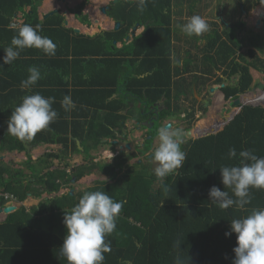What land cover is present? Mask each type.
Instances as JSON below:
<instances>
[{
  "label": "trees",
  "instance_id": "1",
  "mask_svg": "<svg viewBox=\"0 0 264 264\" xmlns=\"http://www.w3.org/2000/svg\"><path fill=\"white\" fill-rule=\"evenodd\" d=\"M42 1L0 0V58L24 24L34 29L39 25V34L50 38L57 46L55 55L51 56L36 48H25L10 65H4L0 60V104L9 105L8 111L7 108L4 110L6 113H0V138L6 132L11 149L24 151L21 140L7 133V121L22 98L32 95L20 87L21 81L29 75V67L36 66L41 78L30 90L43 86L47 97H55L52 108L58 115L26 144L31 147L58 144L62 151L45 153L35 164L28 158L18 168L11 163L4 168L0 163V195L10 194L18 202H23L28 197L56 195L71 184L72 179L78 181L95 174L106 181L78 192L70 189L61 196L42 200L28 211L21 207L8 215L0 224V264H68L59 249L67 231L64 215L85 192L92 191H102L114 201L125 202L116 219L115 230L105 237V242H110L111 251L104 253L103 264H127L129 261L131 264H176L177 257L184 264H232L236 235L232 233L226 237L225 232L230 231L233 219L244 218L253 209L264 208V190L250 188V204L228 209L212 204L209 190L216 186L231 195L230 189H224L219 168L239 164L240 151L251 150L258 157H264V109L245 106L264 105V88L230 109L227 119L218 125H210L203 135L197 137L215 133L233 117L215 135L180 144L186 159L180 168L165 178L154 175L155 164L128 163L137 158V154L149 153L162 122L168 119L192 122L193 110L180 119L182 110L178 102L181 92L177 87L181 84L173 81L175 74L189 75L187 86L192 87L197 86V79L205 85L208 79L204 77L225 68L228 71V74L224 71L225 75L240 77L238 88L227 86L221 89L225 101L236 99L238 94L251 93L250 69L264 74V59L252 50L238 54L242 48L233 32L245 28V24L236 20L230 24L232 28L222 33L214 29L203 50L213 56H204L202 76L198 78L187 69L176 73L172 64L169 27L173 0H146L143 11L138 10V0H119L111 4L106 13L120 24L119 29L93 37L64 28V17L59 13L39 21L37 10ZM253 3L259 4L258 0H237L241 12L249 11ZM84 6L85 2L71 13L79 23L89 25L88 18L82 14ZM19 13L23 22L17 26L15 20ZM135 22L144 26V31L126 44L125 39ZM114 43H122L121 48ZM65 96H70L75 103V107L68 111L61 106ZM184 98L188 100L189 96ZM161 100L165 108L151 127H144L146 138L142 150L137 154L120 153L112 162L93 161L91 151L109 144V140L125 138L124 125L131 118L148 123L153 116L151 108H156ZM222 103L219 95L214 105ZM132 104L142 108L134 118V110L130 109ZM230 148L236 149L237 157L228 158ZM70 154L84 155L87 163L73 168L69 166V172L64 168L50 170L53 160L60 162ZM39 167L46 172L42 174ZM0 205H3L1 198Z\"/></svg>",
  "mask_w": 264,
  "mask_h": 264
},
{
  "label": "clouds",
  "instance_id": "2",
  "mask_svg": "<svg viewBox=\"0 0 264 264\" xmlns=\"http://www.w3.org/2000/svg\"><path fill=\"white\" fill-rule=\"evenodd\" d=\"M258 2L264 6V0ZM145 7L146 0H138V10L143 11ZM178 27L188 36H200L208 31L209 25L201 16L193 15ZM39 29V25L35 29L29 24L21 26L12 37L10 46L3 50L5 55L0 58L2 63L12 64L25 48H36L46 55H55L56 44L50 38L41 36ZM28 72V77L21 81L22 89H30L41 78V72L36 66L29 67ZM54 102L55 97H44L39 93L24 96L7 121V133L21 141L32 140L57 118L58 114L52 108ZM61 106L68 111L75 107V103L70 96H65ZM187 134L190 135L189 130ZM185 136V131L180 127L162 124L158 129V146L152 153V160L157 165L154 168L157 178L163 179L183 165L186 155L180 144L184 142ZM227 155L229 159L237 157L236 149L230 148ZM239 158V164L219 168L224 189H230L231 195L229 191H222L216 186L209 190L210 202L221 209L231 206L243 208L251 203L250 188L264 190V157H258L251 150H242L239 152ZM4 195L12 196L0 195L3 202L0 209L14 206L12 202L15 203V197L12 196V201H6ZM124 203L114 201L102 191L85 192L71 211L65 212L63 223L67 231L59 249L68 264H103L104 253L111 251L110 242H105V237L115 230L116 219ZM232 233H235L237 241L233 248L235 255L232 264H264V208L253 209L246 217L233 219L230 222V231L225 232V236L228 237ZM176 264L184 262L177 257Z\"/></svg>",
  "mask_w": 264,
  "mask_h": 264
},
{
  "label": "crops",
  "instance_id": "3",
  "mask_svg": "<svg viewBox=\"0 0 264 264\" xmlns=\"http://www.w3.org/2000/svg\"><path fill=\"white\" fill-rule=\"evenodd\" d=\"M113 1L114 0H43L41 5L39 6V8L37 10L38 20L44 21L46 18H48V17H50L56 13H59L60 15H62L64 17V22H67V26H65L63 24L64 28H68V29H72V30L77 29V30H79L80 35H84L87 37H93V36L100 34V33H103V32L115 31L114 30L115 22L113 21V19L109 18L106 15L107 10L109 9L110 5L117 3L119 0H116V2H113ZM127 1L132 2L133 0H127ZM84 2H85V6L83 7L82 14L88 18L89 25H83V24L79 23L76 20L75 15L73 13H71L72 12L71 10H74L77 6L81 5ZM132 8H133V6H131V9ZM103 9H105V13H102ZM238 9H240V5L237 4V0H173L172 1L171 5H170L171 23H170V27H169V33H170V42H171L170 43L171 60H172V64L175 67L176 73H178V72L182 73V71L184 69H187L192 74H197L198 78H200L199 76H202L200 74H201V69H203V67H204L203 58H204V56L210 54L209 52L206 53L203 50L206 48L208 38L210 36H213V32H214L215 28H216L215 30L218 33H222L223 30H227V28H232L230 26V24L236 23V17L239 15L241 18L238 20L245 24V28H251V24L248 23L247 18H246V12H242L239 14ZM25 11L27 12L28 9H25ZM147 11H148V9H147ZM53 12H55V13L51 14ZM193 15L201 16L202 18H204L206 20V22L209 25L208 31H206L205 33H203L200 36H196V35L188 36V35L184 34L180 30V28L178 27L179 25L185 24L188 21V19L190 17H192ZM45 16H47V17L44 18ZM223 17L225 18L226 22L224 21ZM220 19H222V21ZM15 22H16L17 26L22 24L23 20H22V16L20 13L18 14ZM224 24H226V25H224ZM262 26H263V22L260 23L259 28H262ZM130 28H131L130 32H129L127 38L125 39L126 44L131 43L134 38L141 35L144 31V26L140 25L137 22L133 23ZM236 31L237 30H235L233 33L237 39ZM237 41L239 42L238 39H237ZM115 45L117 48H121L122 43H117V44L115 43ZM240 45H241V43H240ZM240 53H243V51L241 50L238 54H240ZM210 56H213V55L210 54ZM224 71L228 74V71L225 68H222L221 70H219L215 73L213 71V74L208 75V77L203 76L204 78L208 79V81L206 82L205 85H201V80L197 79V82H196L197 86L192 85V87L187 86L188 81H190V78L187 77L189 75L175 74V77H173V81H179V83L181 84V86L177 87V88H180L178 91L181 92L180 101L178 102L179 106L182 108L186 104L184 109L189 112L188 106H191V105H189V102H188L189 99L186 100L184 98V96H187V95L189 96V98L191 96L195 97L194 98L195 99V108H194L195 110L200 108L199 102L202 101L203 99H205V101H207L209 105H214L215 102H213V101L211 102L210 100L206 99L205 94L206 93L213 94L215 92H217V94L215 96L216 97L215 100L217 99V97L219 95H221L223 103H225L224 96L221 93V89H223V86H224L223 83H227L224 79H227L229 81L227 84H225V86L229 85V87H232L233 84H235L237 78H236V76L229 77V76L225 75ZM251 71L252 70L250 69V72ZM223 77H225V78H223ZM218 79H221V81L217 82ZM254 81H255L254 78H252V84L250 87V89L252 88L251 93L249 95L246 94L247 96H249V99H250V96L254 95L252 92L254 90H256V88L258 87V85L255 84ZM9 82H10V79H9ZM214 87H216L217 90H215L214 92H210V89L214 88ZM259 88H261V89L258 90L257 93H259L264 88V83H263V86H261V87L259 86ZM22 90H25V91L28 90L27 93H30V94H35V93H37V90H40L39 94H41L44 97H47L46 96L47 90H45V88L43 86H40L39 88H36L33 90L32 89L31 90L30 89H22ZM203 90H206V93H204ZM42 91L44 92L45 95L43 94ZM184 92H187V95ZM174 93H175V90L172 91V94H174ZM257 93H255V94H257ZM243 94L245 95V93H243ZM241 95L242 94H238L237 98L240 97ZM236 99H234V100L230 99L227 102L229 104L232 102L234 103L236 101ZM160 102H161V108L160 109L162 111V110H164L165 107L162 106V100ZM239 105L235 106V104H234V105H232V108H235ZM1 106H3V109L1 108ZM157 106H159V105H157ZM252 106H254V105H252ZM5 108H7V111H8L9 105H7L6 103L0 104V113L1 112L6 113L7 111L4 112ZM140 108L141 107H137L136 109H134L133 113L135 116H136V113L138 111L140 113ZM232 108H231V106H229L228 109L230 110ZM141 110H142V108H141ZM185 110H182L181 114L185 113ZM191 110H193V107ZM213 111H215V110H213ZM237 112H239V110ZM211 114L212 113H210V115ZM212 115H215V114L213 113ZM166 121L167 122L171 121V119H168ZM220 121L216 119V121L209 123L207 125H204L202 122L201 123L202 128L201 127L199 128L200 129L199 131H201V133H202L201 135L204 134L205 130L210 125H212V124L218 125ZM142 123H147V122H142ZM126 124H128L129 127L132 129H136L135 126H137L138 130L141 129V127H143V128L145 127L144 126L145 124H140V122H138L132 118L129 119ZM128 125H125V128H128ZM197 129H198V127H197ZM194 131L195 130H193V132L191 133L192 135H193ZM6 137H7V135L5 132L4 134H2V137L0 138V162L2 161L1 165L4 168L7 167V165H8V163L7 164H4V163H6L7 160H11L13 158H15V160H14V162H12V164H15V165L17 164L16 166H13L14 168H18V165H21L22 161L24 163L28 158L31 160L32 164H34L44 154L45 151H47L49 149L54 150L56 148L61 147L58 144L57 145H54V144L51 145L50 144V145H43V146H39V147H31V150L29 152L26 151L25 148H24V151L18 152L17 149H11V144L9 142V139H7ZM120 138L123 139L124 137H120ZM15 139H17V138L15 137ZM155 140H157V138H155L154 141ZM114 141L119 142V137H118V139H116ZM154 141H153V145H154ZM112 144H114V143H112ZM118 145L116 144V147ZM60 150L62 151V147L60 148ZM69 157L70 156H68V158ZM17 158H19L20 164H18V161L16 160ZM53 164H58V160L52 161V167L51 168H53V170L59 169V168H55L56 165H53ZM71 167L73 168L75 166H71ZM92 175H95V174H92ZM92 175H90V176H92ZM54 196H56V195H53V197ZM57 196H60V195H57ZM28 199L36 200L37 198L30 197ZM44 199H49V198H44ZM24 202L25 201L18 202L16 200L15 203L12 202L13 203L12 205H14V207L16 208V211H17L19 208L24 207V205L26 203V202L25 203ZM37 205H38V203L36 204L33 201V206L29 207L28 209L26 208V211H28L30 208L37 206ZM8 215H10V214H8ZM8 215L0 213V224L5 221V219ZM20 264H23V263L20 262Z\"/></svg>",
  "mask_w": 264,
  "mask_h": 264
},
{
  "label": "rangeland",
  "instance_id": "4",
  "mask_svg": "<svg viewBox=\"0 0 264 264\" xmlns=\"http://www.w3.org/2000/svg\"><path fill=\"white\" fill-rule=\"evenodd\" d=\"M240 9H241V7H240ZM238 13L240 14L242 12L238 9ZM260 14H262L263 18H264V9H263V7L260 4L253 3L252 6H251V9L246 12V18H247L248 23L251 24V28L238 29L236 31V36H237V39L239 40V42L241 43V47H242L241 50L243 51V53L246 54L249 50H252L261 59H264V27L256 28V21L259 18ZM240 18L241 17L239 15V16L236 17V20H238ZM224 25H226V24H224ZM251 70L252 71L250 72V74H251L252 78H254L255 84L258 85L256 90H254L252 92L253 94H255V93H257L258 90L261 89V88H259V86L260 87L263 86L264 74H258V72H256L255 70H253V69H251ZM203 92L206 93V90H203ZM216 94H217V92H215L213 94L206 93L205 94L206 95L205 98L210 100L211 102L212 101L215 102L216 101L215 100ZM242 95H244V94H242ZM242 95L236 99V102H239V104H241V102L243 100L242 99L243 98ZM188 102H189V105H191V106H188L189 111L191 112V109L193 107V112L195 114L193 116V120H192L191 123L189 122V120H186L185 122H183V121L181 122V121H179L177 119H171V121H168V122L165 121L163 123L165 125L171 124V126H173V127L182 128L185 131V133H186V137L184 139L187 140V141H190V140L192 141V140H194L197 137V135L202 134L201 131H199L200 130L199 128L201 127V123L202 122H203L204 125H207L209 123H212V122L216 121V119L220 121L223 117H227L228 115L231 114V112H230V110L228 108H229V106H231V108H232V105L235 104L233 102H232L233 104L232 103L229 104L227 101H225V103H222L219 106L212 105L211 107L206 109V112L200 110V108L196 109L198 111V112H196V110L194 109L195 108V103L192 101L191 97L189 98ZM255 104H254L255 106H260L261 108L264 109V105L262 103H255ZM157 105H159L158 107L161 108V102L158 103ZM185 105L181 108L182 110H185L184 109ZM245 106H248V105H245ZM136 108H137L136 104L135 105L132 104L130 106V109H132V110H134ZM213 110H215V111H213ZM210 113H212V114L214 113L215 115H212V114L210 115ZM134 117H135V115L133 113V118ZM180 119H181V116H180ZM126 123H125V125H128ZM197 127H198V129H197ZM124 130H125V138L127 139V142L123 143V140L119 141V142L114 141V140H109L107 142L109 144L100 146L96 150L90 152V156H91V158L93 159L94 162H100V163H102V162H104V163L112 162L114 160V158H116V156H118V153H120V151H123V152L133 151V150H135L134 149V145H140L143 142V140L146 138V135H145L146 131L144 130L143 127H141L140 130L136 131V129H132L128 125V128H124ZM188 130L190 131V135L187 134ZM193 130H195V131H194V133L192 135L191 133L193 132ZM112 143H114V144H112ZM115 143L117 145L118 144L121 145L122 147L121 146L119 147V145L116 147ZM126 145L130 146L131 148L128 150L126 148ZM157 146H158V139L154 141V145L152 143V146H151V148L149 150V154H150L149 158L150 159H146V157H142V156L139 157V162H141L142 166H152V164L156 165V162H154L152 160V153H153L155 147H157ZM60 148H56L54 150L49 149V150L45 151L44 154L45 153H49L51 151H52V153L58 154V153H60ZM68 156H70V157L72 156V157L68 158ZM14 160H15V158H13L11 160H7L6 163H4V162L3 163L4 164H7V163H11L12 164V162H14ZM16 160L18 161V164H20L19 158H17ZM137 161H138L137 159H132L128 163V165L135 164V163H137ZM0 163H2V161ZM21 163H23V161ZM86 163H87V158H85L84 155H77V154L73 155V154H70V155L64 156L63 160L58 162V164H53V165H56L55 168H59L60 170H62L64 168L66 170V172H69L71 166L77 167V166L85 165ZM65 164H68L67 167H65ZM16 165L12 164V166H16ZM39 168H40L42 174L46 172V170L42 169V167H39ZM138 169H140V168H138ZM50 170H53V168H51ZM147 170L149 172L150 169H147ZM123 171H125V170L123 169ZM27 181L30 182L29 179H27ZM100 181H106V180L104 178H102L101 176H99V175L85 176V177H83L82 179H80L78 181H74L71 184H69L67 186H64L56 194V196L57 195L61 196L63 194H66L67 192L70 191V189H73L74 192L82 191L85 188L92 187L93 185L97 184ZM52 197H53V195H49L47 197V195H45V194L42 195V197L37 198L36 200L28 199V198H30V197H28L25 200L26 203L24 202L25 203L24 208L28 209L29 207L33 206V201L36 204L37 203L39 204L42 200H44V198H52Z\"/></svg>",
  "mask_w": 264,
  "mask_h": 264
},
{
  "label": "flooded vegetation",
  "instance_id": "5",
  "mask_svg": "<svg viewBox=\"0 0 264 264\" xmlns=\"http://www.w3.org/2000/svg\"><path fill=\"white\" fill-rule=\"evenodd\" d=\"M261 22H263V18L261 19ZM262 27H264V22H263V26ZM259 74H263V73H260V72H258ZM222 75V74H221ZM200 77V76H199ZM223 78H225V77H223ZM236 78H237V80H236V82H235V84H233V86L232 87H236V88H238V86H239V75H236ZM227 83L229 82L227 79H224ZM223 83V82H222ZM221 83V84H222ZM227 83H223V88L224 87H227V86H229V85H226L225 86V84H227ZM203 99V98H202ZM199 102V101H198ZM204 102H205V99H203L202 101H200L199 102V106H200V110H203V111H205L206 112V109L207 108H209V104H207V105H205L204 104ZM210 103V102H209ZM151 110H152V112H153V116L151 117V120L148 122V123H140V124H145L144 126H147V125H150L149 127H151V125H152V123H153V121L155 120V119H157L158 118V116H159V114H160V112H161V109L157 106L156 108H151ZM188 111H185V113H183V119L186 117V113H187ZM196 112H198V111H196ZM195 115V114H194ZM181 116V115H180ZM202 116V115H201ZM198 117V116H197ZM170 126H171V124H170ZM136 127V131H138V128H137V126H135ZM173 127V126H172ZM140 130V129H139ZM186 137V136H185ZM147 139H149V137L147 138ZM123 140V143L124 142H127V139L126 138H123L122 139ZM121 139H119V141H122ZM125 140V141H124ZM185 141H187V140H185L184 139V142ZM184 142H182V143H184ZM181 143V144H182ZM121 145H119V147H120ZM127 146V145H126ZM143 146H144V140H143V142L140 144V145H134V149L135 150H133V151H128V152H123V151H120V153H124V154H128V153H136L137 154V151H140V150H142L143 149ZM122 147V146H121ZM131 147H129L128 146V150L130 149ZM120 153H118V155L120 154ZM139 154H137V158H134V159H137L138 161H139V157H140V155L138 156ZM144 156H150V154L149 153H147V154H145ZM144 156H142V157H144Z\"/></svg>",
  "mask_w": 264,
  "mask_h": 264
},
{
  "label": "water",
  "instance_id": "6",
  "mask_svg": "<svg viewBox=\"0 0 264 264\" xmlns=\"http://www.w3.org/2000/svg\"><path fill=\"white\" fill-rule=\"evenodd\" d=\"M113 2H116V0H114ZM262 7H263V9H264V6H262ZM54 13H55V12H53V13H51V14H54ZM102 13H105V9L102 10ZM51 14H50V15H51ZM46 17H47V16H45L44 18H46ZM262 18H263V15L260 14L258 20L256 21V28H259L260 23H261V19H262ZM220 20L222 21V19H220ZM64 25L67 26V22H64ZM119 26H120L119 23H115V25H114V30L117 31V30L119 29V28H118ZM73 32H74L75 34H79V33H80L79 30H77V29H74ZM114 44H115V43H114ZM215 90H217L216 87L211 88V89H210V92H214ZM234 103H235V105H239V102H236V101H235ZM204 104L207 105L208 102L205 101ZM239 111H240V110H239ZM237 114H238V112H237ZM226 119H227V118H226ZM231 119H233V117H231ZM231 119H228L226 122H224V123H223V127H222L220 130H218V131H216L215 133H213V134L215 135L216 133H218L219 131H221V130L224 128V126L227 125V124L229 123V121H230ZM166 126H170V124H167ZM21 142L23 143V146H24L25 150L29 152V151L31 150V146L27 145V144H26V141H21ZM76 144H77L78 148L82 151V149H81L80 146H79V142H78V141H76ZM126 148L128 149V146H126ZM74 181H75V180L72 179V182H74ZM15 211H16V208H15L14 206H8V207H4V208L0 209V213H3V214H5V215L11 214V213H13V212H15Z\"/></svg>",
  "mask_w": 264,
  "mask_h": 264
},
{
  "label": "built area",
  "instance_id": "7",
  "mask_svg": "<svg viewBox=\"0 0 264 264\" xmlns=\"http://www.w3.org/2000/svg\"><path fill=\"white\" fill-rule=\"evenodd\" d=\"M3 198L6 201H12L13 200V197L12 196H8V195H4Z\"/></svg>",
  "mask_w": 264,
  "mask_h": 264
},
{
  "label": "bare ground",
  "instance_id": "8",
  "mask_svg": "<svg viewBox=\"0 0 264 264\" xmlns=\"http://www.w3.org/2000/svg\"><path fill=\"white\" fill-rule=\"evenodd\" d=\"M261 12H262V11H261ZM242 97H243V98H242L243 100H242L241 103H243V102L249 100V96H247V95H243Z\"/></svg>",
  "mask_w": 264,
  "mask_h": 264
}]
</instances>
